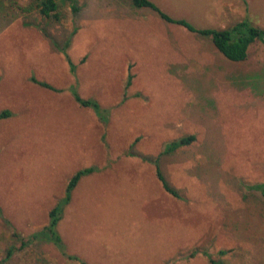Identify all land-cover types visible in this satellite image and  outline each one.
Segmentation results:
<instances>
[{
  "label": "rangeland",
  "instance_id": "1",
  "mask_svg": "<svg viewBox=\"0 0 264 264\" xmlns=\"http://www.w3.org/2000/svg\"><path fill=\"white\" fill-rule=\"evenodd\" d=\"M58 1L60 19L0 0V112L12 113L0 118V264H80L13 234L45 226L88 165L99 168L79 180L58 226L69 253L89 264H212L203 251L218 264H264V199L247 187L264 181L261 44L235 61L130 0ZM152 1L196 30L241 18L264 27V0ZM75 82L109 107L107 120L75 100ZM188 134L190 144L163 152ZM157 156L180 197L157 177Z\"/></svg>",
  "mask_w": 264,
  "mask_h": 264
},
{
  "label": "trees",
  "instance_id": "2",
  "mask_svg": "<svg viewBox=\"0 0 264 264\" xmlns=\"http://www.w3.org/2000/svg\"><path fill=\"white\" fill-rule=\"evenodd\" d=\"M131 4L134 7L137 8H148L154 9L159 16L164 18L167 21H172L175 23H179L182 26H185L191 31H196L202 36H207L212 38V43L215 46V48L220 51L225 57L239 61L244 60L248 56V49L249 47L258 42L261 44L264 54V27H260L257 25H254L251 23L250 20L246 19H239L236 20L234 23L231 24L230 27L227 28H219V29H195L192 27L187 21L180 18H173L170 15H168L166 12L162 11L158 5L153 2L152 0H130ZM37 8L40 12V14L46 18H55L60 19L61 12H60V3L58 0H30L29 7ZM73 9L77 10L75 6H73ZM53 36L49 35L50 40H54L52 38ZM54 42V41H53ZM70 41L66 43L65 48H62L66 58L68 60L70 70L74 76H76L77 67L78 65L72 60L70 55L68 54L66 47L69 46ZM134 74L130 72L127 77L125 90H127L132 82H133ZM32 79L39 83V85L54 90V91H61V89L56 88L51 83L43 80H39L36 76H32ZM70 92L74 96L75 100L80 104L84 106H91L93 110L96 111V113L102 117L104 120H107L108 115L110 114L109 107L103 106L100 101L95 97H84L78 91L77 83L71 84L69 87ZM127 93V91L125 92ZM137 96L140 95L139 93L136 94ZM127 98V94L124 96V100ZM12 113L8 110H3L0 112V118L8 117ZM195 140L194 134H188L181 136L180 138L172 139L170 141H167L164 144L163 152H171L177 147L184 146L190 144L192 141ZM159 156L154 158L152 162L155 163V171L158 178H160V181L166 191L169 193L179 196L178 191L176 188H174L172 185L169 184L167 181V178L164 177L158 160ZM97 165H88L84 166V168L78 169L75 171L70 178H68V184L66 188L65 195L58 201V203L50 210L49 212V222L43 226L40 229L34 230L31 234L28 236H24L19 232H14V237H17L21 240V246L26 247L33 243L40 242V241H49L53 243V245L56 247L57 251H59L64 257H66L69 260L77 261L80 264H89L88 261L81 258L79 255L69 253L67 251V244L59 231V223L63 218V214L65 211L66 206L71 202L72 194L78 183L79 180L85 175H88L96 170H98ZM247 187L251 191H257L264 199V181L261 182H255L251 184H247ZM226 250H220L219 252L222 254H225ZM7 256L6 260H9L14 252V247H9L6 251ZM194 253V252H193ZM193 253L191 255H193ZM206 256L208 257V260L212 264H218L215 262V260L211 259L210 254L207 252H204Z\"/></svg>",
  "mask_w": 264,
  "mask_h": 264
}]
</instances>
